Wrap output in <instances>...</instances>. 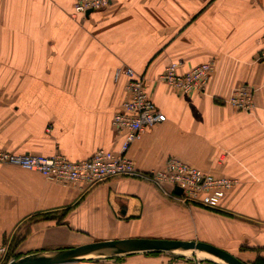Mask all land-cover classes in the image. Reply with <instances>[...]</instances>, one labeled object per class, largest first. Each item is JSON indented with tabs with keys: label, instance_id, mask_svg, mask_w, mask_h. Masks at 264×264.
<instances>
[{
	"label": "crops",
	"instance_id": "obj_1",
	"mask_svg": "<svg viewBox=\"0 0 264 264\" xmlns=\"http://www.w3.org/2000/svg\"><path fill=\"white\" fill-rule=\"evenodd\" d=\"M73 2L0 0V147L70 160L117 150V70L130 67L164 115L129 147L135 169L175 157L235 183L208 209L134 174L86 187L0 164V264L127 237L200 240L264 264V0H110L75 17ZM208 60L204 92L158 79L171 61L183 72ZM243 83L255 89L250 112L224 103Z\"/></svg>",
	"mask_w": 264,
	"mask_h": 264
},
{
	"label": "built area",
	"instance_id": "obj_2",
	"mask_svg": "<svg viewBox=\"0 0 264 264\" xmlns=\"http://www.w3.org/2000/svg\"><path fill=\"white\" fill-rule=\"evenodd\" d=\"M110 0H75L72 16L84 14L87 10H98L109 4ZM264 40V35L262 36ZM264 54V53H263ZM179 62L171 61L159 74L158 79L172 89L189 92H204L210 74L212 61L201 62L190 69L180 72ZM127 77L125 97L114 112L112 123L122 134L117 150L96 149L91 156L80 160H70L63 154L42 155L37 153H16L0 147V164L15 165L27 170L39 172L49 180L60 182H78L86 187L106 178L134 174L156 185L170 184L181 189L173 196L182 201L199 203L207 208H216L226 191L235 181L224 176H214L202 171L179 158L168 157L159 169L139 172L127 151L131 144L139 140L146 128L158 124L164 119L163 113L148 96L145 78L136 74L132 68L117 70ZM255 89L243 83L236 86L227 102L236 110L250 112L254 108ZM8 248L0 244V262L5 260Z\"/></svg>",
	"mask_w": 264,
	"mask_h": 264
},
{
	"label": "water",
	"instance_id": "obj_3",
	"mask_svg": "<svg viewBox=\"0 0 264 264\" xmlns=\"http://www.w3.org/2000/svg\"><path fill=\"white\" fill-rule=\"evenodd\" d=\"M90 12L87 10L85 13ZM176 193L181 189L174 187ZM175 249L192 252L205 251L226 264H247L231 252L200 240H182L156 237H127L86 242L83 244L60 248L49 252H37L9 261L7 264H65L79 261L103 251L111 253H129L138 251H173ZM100 255V254H98Z\"/></svg>",
	"mask_w": 264,
	"mask_h": 264
},
{
	"label": "rangeland",
	"instance_id": "obj_4",
	"mask_svg": "<svg viewBox=\"0 0 264 264\" xmlns=\"http://www.w3.org/2000/svg\"><path fill=\"white\" fill-rule=\"evenodd\" d=\"M72 12H73V6L70 12V16H72ZM208 61H212L213 70H214L215 62L213 60H208ZM234 88H232L230 94ZM228 97L225 98L224 103L231 106L227 102ZM231 107L234 108L233 106ZM244 112H248V111H244ZM208 209H213V208H208ZM203 252L209 256L199 255L197 252H192V251L185 253L175 252V251H152V252L138 251V252H129V253H104V254L93 255L90 257L80 259L79 261H76L73 264H226L218 257L208 252L205 251ZM130 258L132 260L129 262L128 259Z\"/></svg>",
	"mask_w": 264,
	"mask_h": 264
},
{
	"label": "bare ground",
	"instance_id": "obj_5",
	"mask_svg": "<svg viewBox=\"0 0 264 264\" xmlns=\"http://www.w3.org/2000/svg\"><path fill=\"white\" fill-rule=\"evenodd\" d=\"M173 251H175V252H183V253H185V252H189V250H183V249H175V250H173ZM112 251H103V252H100V253H96V254H94V255H98V254H104V253H111ZM199 255H205V256H209V255H207L206 253H204L203 251H200V252H197Z\"/></svg>",
	"mask_w": 264,
	"mask_h": 264
}]
</instances>
